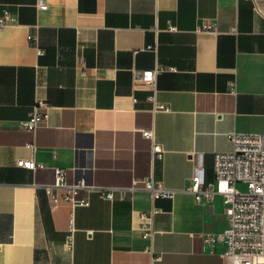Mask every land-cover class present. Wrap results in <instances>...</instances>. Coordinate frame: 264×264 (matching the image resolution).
I'll return each instance as SVG.
<instances>
[{"label": "crops", "instance_id": "1", "mask_svg": "<svg viewBox=\"0 0 264 264\" xmlns=\"http://www.w3.org/2000/svg\"><path fill=\"white\" fill-rule=\"evenodd\" d=\"M44 2L45 11L37 0H0L11 13L0 34V264H228L221 244L199 237L226 228L221 198L196 204L180 191L193 176L213 179L228 133L264 130V0ZM157 64L171 69L157 77L168 113H152L134 80ZM37 102L48 118L29 133L21 123ZM150 129L161 161L141 135ZM28 158L40 167L16 166ZM56 168L67 184L128 188L152 177L178 192L152 201L138 187L109 201L82 190L87 206L52 208L44 186ZM154 208L151 255L138 215Z\"/></svg>", "mask_w": 264, "mask_h": 264}, {"label": "built area", "instance_id": "2", "mask_svg": "<svg viewBox=\"0 0 264 264\" xmlns=\"http://www.w3.org/2000/svg\"><path fill=\"white\" fill-rule=\"evenodd\" d=\"M39 10L45 11L47 6L44 0H37ZM11 13L8 9L0 10V34L8 25ZM203 30H214L213 26L203 25ZM173 30V28H171ZM236 28L230 29V34L236 35ZM31 37H27L31 43ZM148 50L156 52V46H149ZM38 56L42 51L37 49ZM171 69L158 64L152 70L135 72V82H141L148 90L146 102L150 105L152 113H168L167 105L158 101L157 77L160 73ZM47 105L37 102L30 110L27 119L21 123V128L29 133H34L43 124L48 114ZM141 135L150 141L151 160L161 161L163 149L155 143L152 129L143 130ZM231 144V151L213 155V179L203 182L198 176H193L186 186L180 191L193 197L196 204L211 202L219 196L222 200L223 213L227 220L226 228L216 234H208L200 238L211 246H223L222 257L228 264H264V130L262 133L230 132L226 135ZM34 149L33 145H30ZM18 168L35 170L40 167L33 158L21 159L16 162ZM240 186L242 189H240ZM149 194L152 201L172 200L178 191L167 189L152 177L134 179L128 188L95 187L87 184L84 178H79L71 184L66 183V171L62 168L54 170V182L44 186L46 196L52 208L60 203H70L73 206H87L85 199H76L82 190L93 191L103 199L113 201L114 194L119 193L120 201L131 200L126 198L124 192L131 195L139 189ZM63 190V194L58 191ZM160 213L159 209H152L138 215L141 238L147 243L144 252L153 254L154 217ZM74 220L70 214L68 219L65 248L71 251L73 247Z\"/></svg>", "mask_w": 264, "mask_h": 264}, {"label": "rangeland", "instance_id": "3", "mask_svg": "<svg viewBox=\"0 0 264 264\" xmlns=\"http://www.w3.org/2000/svg\"><path fill=\"white\" fill-rule=\"evenodd\" d=\"M240 189H242V187L240 186Z\"/></svg>", "mask_w": 264, "mask_h": 264}]
</instances>
